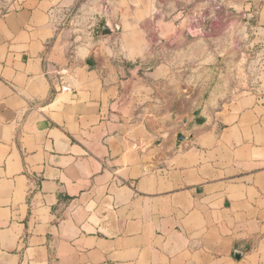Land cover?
I'll list each match as a JSON object with an SVG mask.
<instances>
[{"label": "crops", "instance_id": "1", "mask_svg": "<svg viewBox=\"0 0 264 264\" xmlns=\"http://www.w3.org/2000/svg\"><path fill=\"white\" fill-rule=\"evenodd\" d=\"M144 2L0 3V264H264V52Z\"/></svg>", "mask_w": 264, "mask_h": 264}, {"label": "rangeland", "instance_id": "2", "mask_svg": "<svg viewBox=\"0 0 264 264\" xmlns=\"http://www.w3.org/2000/svg\"><path fill=\"white\" fill-rule=\"evenodd\" d=\"M138 1L140 3L136 6L145 4L143 0ZM4 2L5 0H0L1 4ZM147 3L160 11L162 18L181 23L183 41L180 45L185 53L189 54L191 51L201 55L208 52L215 56L221 54L223 58L225 52H234V47L241 42L246 69L254 71L262 67L264 27L260 29L257 23L264 0H147ZM155 14H151V20L157 19ZM138 16L143 20L142 13ZM97 35L106 37L100 36V31ZM151 39L150 48L157 58L159 39ZM215 67L222 69L224 66L217 61Z\"/></svg>", "mask_w": 264, "mask_h": 264}, {"label": "water", "instance_id": "3", "mask_svg": "<svg viewBox=\"0 0 264 264\" xmlns=\"http://www.w3.org/2000/svg\"><path fill=\"white\" fill-rule=\"evenodd\" d=\"M105 28H107V30H103V32H100V36H106L110 32H112V30H110V28L108 27V25H106Z\"/></svg>", "mask_w": 264, "mask_h": 264}]
</instances>
